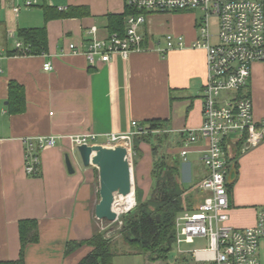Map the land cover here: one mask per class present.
Segmentation results:
<instances>
[{
	"label": "crops",
	"instance_id": "1",
	"mask_svg": "<svg viewBox=\"0 0 264 264\" xmlns=\"http://www.w3.org/2000/svg\"><path fill=\"white\" fill-rule=\"evenodd\" d=\"M27 1L0 0V260L21 257L20 222L34 219L39 223V239L25 247V263L77 264L91 247L85 244L67 254V243L91 238L103 221L95 214L100 199L99 169L94 164L83 165L72 137L93 132L103 144L106 133L132 131L134 120L147 128L148 121L163 120L166 128L157 131L167 134L165 142L176 141L180 151L176 156L168 145L166 151L159 147V155H169L171 163L177 157L188 170L192 161L201 163L204 172L197 181L198 189L207 176L202 160L206 142L193 143L186 157L181 150L187 136L184 130L204 122L206 49L192 46L200 37L192 11L149 14L141 28L145 50L132 52L128 58L117 54L109 62L91 64L84 51L93 39L112 34L108 15L124 12L126 0H39L26 7ZM15 6L21 7L19 12ZM72 6L89 7L90 14H59ZM45 25L46 53H13L20 28ZM92 27H96L95 32H90ZM159 33L163 38L157 40ZM168 33L184 36L186 45L163 54L158 47L164 45ZM71 44L77 51L70 49ZM47 61L52 62V70L44 69ZM261 66L264 62L254 63L250 83L257 120L264 119ZM11 81H19L26 95L19 113L8 110ZM48 135L58 137L57 142L42 151L39 174L29 176L25 139ZM67 154L73 172L66 164ZM154 158L144 150L133 167L134 183L138 180L146 195L154 184ZM232 165L230 222L235 227H251L257 221V208L264 206V140L236 154ZM179 175L182 181L181 170ZM192 197L194 207L203 194L198 189Z\"/></svg>",
	"mask_w": 264,
	"mask_h": 264
},
{
	"label": "built area",
	"instance_id": "2",
	"mask_svg": "<svg viewBox=\"0 0 264 264\" xmlns=\"http://www.w3.org/2000/svg\"><path fill=\"white\" fill-rule=\"evenodd\" d=\"M39 0H29L30 7ZM137 12L127 17L124 35L112 33L107 38H95L84 54L91 64L109 62L114 55L128 58L132 52L143 51L145 36L141 31L149 14H173L200 10L197 20L200 37L193 47L206 49V81L203 86V124L186 129V139L181 150L186 157L193 143L206 142L202 160L206 177L198 184L202 199L192 208L182 210L176 219V246L182 242L193 243L195 237H205L209 247L195 249L196 260L205 264H262L260 240L264 238V206L257 208V221L251 227H235L230 222V180L232 163L242 141L241 152L260 145L264 140V119L254 116V101L250 92L253 65L264 62V0H126ZM20 6L14 10L20 11ZM215 18L217 29H210ZM92 27L90 32H95ZM185 38L176 33L164 36L163 54L176 47H184ZM23 47L22 40L16 42ZM70 49L77 51L76 45ZM2 54L0 53V56ZM51 61L44 64L52 70ZM134 129L125 133H106L103 144L98 143L96 133L77 134L72 137L74 149L78 145L120 146L129 150L133 160V140L137 134L148 133L149 128L137 120ZM58 137L34 136L25 139V167L29 176L41 171L42 151L56 144ZM124 213V212H123ZM101 230L107 237L113 236L123 226L119 218L102 220ZM116 224L117 226H115ZM110 225V226H109ZM114 225V226H113ZM180 227V228H179Z\"/></svg>",
	"mask_w": 264,
	"mask_h": 264
},
{
	"label": "trees",
	"instance_id": "3",
	"mask_svg": "<svg viewBox=\"0 0 264 264\" xmlns=\"http://www.w3.org/2000/svg\"><path fill=\"white\" fill-rule=\"evenodd\" d=\"M125 11L122 13L109 14V30L111 33L124 35L127 25V17L137 11L125 5ZM46 17H49L48 6H45ZM64 16H87L90 14L89 7L72 6L68 12H60ZM18 38L23 42L22 48H17L13 53L25 55H39L46 53L48 48L47 26L20 28ZM10 104L8 110L12 113H19L23 110L26 103V95L23 85L18 81L10 82ZM149 131L145 134L134 136L133 149L135 152L134 163L137 157L144 154L141 143L151 144L154 155L151 176L154 184L151 188L150 196L143 199V191L136 185L137 207L125 213L121 220L123 226L119 229L124 244L128 246L129 251L124 253L138 254L149 253L150 259L167 261L173 246L176 243V217L184 209L192 208V204L187 201L186 188L180 179V161L177 157L174 162H169V155H158L165 139L166 133L156 134L153 130H162L166 128V122L163 120L148 121ZM153 137L159 141V146L153 143ZM237 155L241 153L242 141L238 144ZM237 166V165H235ZM98 175V173H97ZM117 232V231H116ZM106 231L97 230L89 239L81 241L71 240L67 243L66 253L70 254L82 245H89L91 251L83 256L77 264H114L113 260L117 254L114 249V237H107ZM113 235V234H112ZM39 223L34 219H25L20 222V238L22 241L21 257L16 260H0V264H26L25 247L38 241Z\"/></svg>",
	"mask_w": 264,
	"mask_h": 264
},
{
	"label": "rangeland",
	"instance_id": "4",
	"mask_svg": "<svg viewBox=\"0 0 264 264\" xmlns=\"http://www.w3.org/2000/svg\"><path fill=\"white\" fill-rule=\"evenodd\" d=\"M192 12L194 13L192 17L195 19H198V20L201 18V15H203V12L200 10H196V11H192ZM210 29L214 33L216 32L217 24H216L215 18H212L210 20ZM159 38L160 39L163 38L161 33H159V35H157V40H159ZM259 71L264 73V66H261ZM154 133L162 134L163 132L156 130V131H154ZM99 142H101V139H99ZM149 143L143 142L140 144L141 148H143V150H145L148 154L152 153V148L150 146L151 144H149ZM153 143H155V145L159 146V144H158L159 141L156 139V137H153ZM163 143H164V145H163ZM163 143H162L163 146L160 147L161 149H163V151H166L167 146L169 145L170 147H172L171 149H173L172 151H173V153H175L174 155H176V156L179 155V151H180L179 146L180 145H178V143H176V141L173 142V140H171V142H168V141L165 142V139H164ZM170 143H172V144H170ZM157 154L159 155V152ZM134 156H135V152L133 155V160L131 162L133 164V167H134V159H135ZM187 166L188 165L186 163L181 161L180 170H181V175H182V181H183V185L186 188V190L189 191V193H187L186 196H187V201L190 203V202H192V200L190 198H193L192 196H195V194L198 190V189H196L197 188L196 184H197L199 177L204 172V170H203L204 166L199 162L196 163L193 161L191 162V166H190L189 170L187 169ZM147 183H148V180H147ZM153 183H154V181H153ZM136 185L139 186L138 180H136ZM136 185L134 184V186H135V189H134V191H135V203H134L133 207L130 208V210H133L134 208L137 207L136 206L137 205ZM148 196H150V194L146 195L145 193H143V199L148 198ZM97 199H98V197H97ZM130 210L125 211L123 213V215L125 213L129 212ZM107 222H109V221H107ZM114 225L117 226L116 224H114ZM99 226L101 227L102 224H100ZM113 237H114V242H115L114 249H116V252H117V254L115 255L114 260H113L114 264H205L203 262L196 260V256H195L194 251H195V249H203V248L209 247V240L207 238L195 237V240L193 243L182 242L179 246H176V244H175L173 246L174 247L173 250L170 252V255H169L167 261H165V260H153L152 261L150 259L149 253H138V254L124 253L123 254L122 252L129 251L130 249L128 248V246L126 244H124L122 235L119 234V230L113 234ZM259 244H260V249H259L260 258H261L262 264H264V238L260 240Z\"/></svg>",
	"mask_w": 264,
	"mask_h": 264
},
{
	"label": "water",
	"instance_id": "5",
	"mask_svg": "<svg viewBox=\"0 0 264 264\" xmlns=\"http://www.w3.org/2000/svg\"><path fill=\"white\" fill-rule=\"evenodd\" d=\"M85 166L96 165L99 169L100 199L95 205V214L99 219L115 221L122 218L123 213L115 210L118 195L134 193L133 164L130 163L129 150L124 146H103L100 144H81L76 147ZM66 164L73 172L71 156L66 155Z\"/></svg>",
	"mask_w": 264,
	"mask_h": 264
},
{
	"label": "bare ground",
	"instance_id": "6",
	"mask_svg": "<svg viewBox=\"0 0 264 264\" xmlns=\"http://www.w3.org/2000/svg\"><path fill=\"white\" fill-rule=\"evenodd\" d=\"M134 203H135L134 193H131L129 195H118L116 202L114 204L115 210L118 212V214H121L125 211L130 210V208L133 207Z\"/></svg>",
	"mask_w": 264,
	"mask_h": 264
}]
</instances>
